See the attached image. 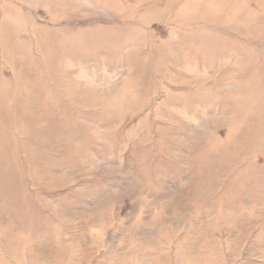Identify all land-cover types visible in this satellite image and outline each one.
Masks as SVG:
<instances>
[{
  "label": "rangeland",
  "instance_id": "rangeland-1",
  "mask_svg": "<svg viewBox=\"0 0 264 264\" xmlns=\"http://www.w3.org/2000/svg\"><path fill=\"white\" fill-rule=\"evenodd\" d=\"M0 264H264V0H0Z\"/></svg>",
  "mask_w": 264,
  "mask_h": 264
}]
</instances>
